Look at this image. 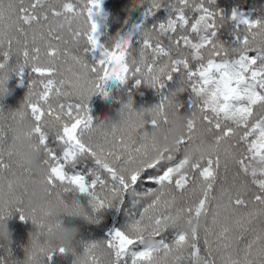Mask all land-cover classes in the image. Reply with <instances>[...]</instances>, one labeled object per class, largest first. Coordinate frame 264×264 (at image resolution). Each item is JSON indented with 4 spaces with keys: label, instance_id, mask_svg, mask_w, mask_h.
I'll list each match as a JSON object with an SVG mask.
<instances>
[{
    "label": "snow or ice",
    "instance_id": "obj_1",
    "mask_svg": "<svg viewBox=\"0 0 264 264\" xmlns=\"http://www.w3.org/2000/svg\"><path fill=\"white\" fill-rule=\"evenodd\" d=\"M215 2L170 0L174 14L166 21L131 24L107 42L100 39L96 19L102 0L60 5L16 0L12 34L0 41V71L14 65L12 73L23 81L28 70L22 107L42 154L46 198L86 207L88 222L98 223L103 209H119L126 196L136 197L129 221L104 239L82 242L79 252L58 246L33 255L26 248L22 264H53L61 253H71L73 264H264V18L249 19L235 10L226 18ZM164 3L141 0L143 15H153ZM60 16L83 23L65 39L48 23ZM229 22L235 26L231 47L217 38ZM81 69L91 87L76 95ZM129 79L154 89L159 103L136 111L130 99L121 120L95 124L91 98L107 96ZM184 92L187 111L177 99ZM173 103L190 117L188 135L175 151L149 158L147 139L168 123L164 113ZM154 110L162 114L159 121L152 118ZM193 115L218 148L189 160ZM45 116L61 122L59 131L41 126ZM10 133V126L0 123V193L11 188L10 175L23 174ZM10 210L32 222L35 237L50 230L35 210L26 213L22 198L0 195V221ZM193 221L195 226L184 227Z\"/></svg>",
    "mask_w": 264,
    "mask_h": 264
},
{
    "label": "clouds",
    "instance_id": "obj_2",
    "mask_svg": "<svg viewBox=\"0 0 264 264\" xmlns=\"http://www.w3.org/2000/svg\"><path fill=\"white\" fill-rule=\"evenodd\" d=\"M51 3L60 5L63 0H51ZM15 4L16 0H0V14H2V18H0V41L5 40L7 36L12 34V25L15 22ZM48 23L55 31L67 39L70 35V30L80 28L83 21L82 18L69 19L60 16L51 17ZM13 67L14 65H9L0 71V98H3L7 92L5 85ZM81 73L79 86L73 89L76 95H80L82 89L87 90L91 87L87 71L81 69ZM24 103L25 101L15 110L0 113V123L6 122L11 129L10 134L14 137V159L18 165V172H23V174L10 175L11 188L5 187L0 195L7 196L9 200H14L16 197L22 198L26 213L31 215L32 210H35L38 217L43 219L46 225L50 226V230L44 233L42 237H35L36 228L35 232L30 236L27 249L33 255L41 252L46 254L49 251H54L58 246H63L71 252L75 248L74 242L79 233V226L75 223L69 225L65 218H80L88 221L86 218L88 211L86 207L77 208L71 200H68L65 205L55 200L49 201L46 198V171L41 163L42 154L38 150L39 145L35 136L32 135V121L22 107ZM164 114L168 117V123L155 128L147 139L149 158H155L160 151H175L179 147L181 139L188 135L187 121L190 118L188 114L180 113L174 103L167 106ZM151 115L157 121L162 118V114L158 110H154ZM191 119L196 122V128L192 133L194 142L187 151L189 160L198 159L206 153H213L218 148L217 143L199 123L198 116L193 115ZM119 120H121V117ZM133 121L138 123L139 117L134 116ZM60 123L54 117L45 116L41 126L47 131L56 132L59 131ZM109 123L100 125L101 127H107ZM29 177L32 179H29ZM12 207H14V204ZM13 212L10 210V214H6L5 219L11 216ZM5 219L0 221V246L9 241V232ZM200 224L201 226L203 225L202 220ZM195 225L196 221H193L192 225H184V227L191 228ZM152 243V241H149L150 245ZM9 264H16V261L12 260Z\"/></svg>",
    "mask_w": 264,
    "mask_h": 264
},
{
    "label": "trees",
    "instance_id": "obj_3",
    "mask_svg": "<svg viewBox=\"0 0 264 264\" xmlns=\"http://www.w3.org/2000/svg\"><path fill=\"white\" fill-rule=\"evenodd\" d=\"M213 7L221 10L226 18L231 16L233 10L249 19L264 18V0H216ZM143 12L141 0H102L101 14L96 18L101 41H114L126 32L131 24L152 27L159 22L166 21L170 14H174L171 12L170 0H165L164 5L147 18ZM234 31V24L226 23L219 28L217 38L226 46H234ZM252 55H256V53H252ZM27 72L26 69L23 81L14 73L10 74L5 85L7 92L3 98H0V108H3L4 111L15 110L23 103L28 90ZM167 87L169 90H175L173 82H169ZM130 99L133 102V107L140 111L159 103L160 96L150 87L142 84L137 86L134 79H129L123 84H116L111 88L107 97L104 95L94 96L89 101L94 123L118 122L122 106L127 104ZM177 99L184 105L181 111H187L189 94L187 92L180 93ZM135 198L131 195L126 196L125 203L119 209H103L97 214L98 223L66 217V222L69 225L75 223L79 226V233L74 242L77 252L82 251V242L104 239L112 229L120 228L126 224L135 211L133 207ZM82 203L86 205V201H82ZM5 223L9 232V241L0 246V257L3 258L4 264H9L12 260L20 264L25 259V249L30 236L35 232V226L27 219L21 220L20 214L15 211L5 219ZM9 250L10 256L7 254ZM74 258L71 253H61L54 258L53 264H73Z\"/></svg>",
    "mask_w": 264,
    "mask_h": 264
}]
</instances>
